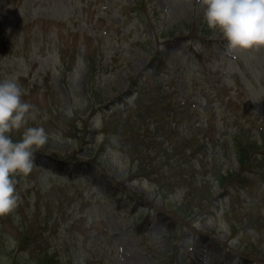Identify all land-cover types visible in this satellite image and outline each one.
<instances>
[{"label":"rangeland","instance_id":"1","mask_svg":"<svg viewBox=\"0 0 264 264\" xmlns=\"http://www.w3.org/2000/svg\"><path fill=\"white\" fill-rule=\"evenodd\" d=\"M225 44L198 0H0V81H19L35 106L26 127L49 134L32 172L15 177L0 264H174L175 253L264 264V149L240 166L226 146L235 134L263 142L264 49L227 55ZM190 131L204 141L199 170L186 150L195 138L178 142ZM213 167L232 177L208 193Z\"/></svg>","mask_w":264,"mask_h":264},{"label":"clouds","instance_id":"2","mask_svg":"<svg viewBox=\"0 0 264 264\" xmlns=\"http://www.w3.org/2000/svg\"><path fill=\"white\" fill-rule=\"evenodd\" d=\"M203 22L226 42L225 54L240 55L264 49V0H198ZM15 77L0 81V217L18 207L16 176H27L35 166V153L49 141L43 127H26L35 106L23 99ZM13 141L11 134L22 130Z\"/></svg>","mask_w":264,"mask_h":264},{"label":"trees","instance_id":"3","mask_svg":"<svg viewBox=\"0 0 264 264\" xmlns=\"http://www.w3.org/2000/svg\"><path fill=\"white\" fill-rule=\"evenodd\" d=\"M88 62V61H87ZM95 61L89 58V63H88V67L91 70V73L94 72V65ZM152 65V64H151ZM92 86V85H91ZM94 87H91V91H92V97L94 98V101L97 102V100H99V93L93 89ZM183 110V106H180V111L182 112ZM73 133H77V132H73ZM72 133V134H73ZM75 139H77L78 137L76 135H72ZM245 141H247V145L245 146V144L241 145V139L239 138V136L237 134H235L234 136H232L231 141L229 143V145H226L227 147H229L231 150L235 151L236 157L238 159V163L240 164V166H243L245 161L248 159L247 157V153L252 151L250 149H253V153H256L257 151H262L264 149V135H262L260 137V140L263 141L261 144H259L257 141L250 139V137H247V140L244 139ZM200 145V146H199ZM198 147L199 150L203 147V144L199 143ZM197 149V147L195 148V153L199 151ZM42 155H44L46 158H49L52 161H56L57 160V156L54 154H46V153H42ZM56 157V158H55ZM252 158H254L251 155ZM196 158V157H195ZM197 159V158H196ZM254 159H257V157H255ZM256 161V160H255ZM196 163L198 164V161L196 160ZM232 177V174H223L221 172H217L214 174L213 176V180L217 181V183L219 184V186L222 189H225L228 187V181L230 180V178ZM230 184V183H229ZM158 186L160 188H162L161 184H158ZM42 259V258H40ZM44 263L45 264H56V261L54 259V257H50L45 255L44 257ZM43 261H37L34 264H41Z\"/></svg>","mask_w":264,"mask_h":264}]
</instances>
